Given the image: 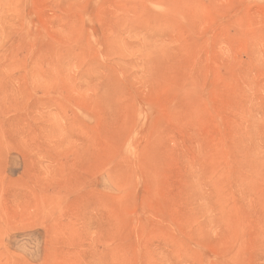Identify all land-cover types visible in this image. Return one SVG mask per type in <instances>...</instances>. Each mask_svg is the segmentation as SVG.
Masks as SVG:
<instances>
[{
	"label": "rangeland",
	"instance_id": "rangeland-1",
	"mask_svg": "<svg viewBox=\"0 0 264 264\" xmlns=\"http://www.w3.org/2000/svg\"><path fill=\"white\" fill-rule=\"evenodd\" d=\"M0 264H264V0H0Z\"/></svg>",
	"mask_w": 264,
	"mask_h": 264
}]
</instances>
